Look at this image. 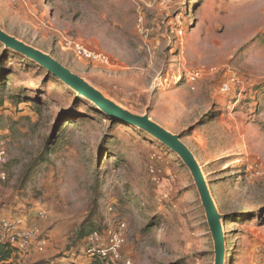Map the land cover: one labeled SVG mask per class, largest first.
I'll return each mask as SVG.
<instances>
[{"label": "rangeland", "instance_id": "rangeland-1", "mask_svg": "<svg viewBox=\"0 0 264 264\" xmlns=\"http://www.w3.org/2000/svg\"><path fill=\"white\" fill-rule=\"evenodd\" d=\"M0 29L180 136L222 215L225 264H264V0H0ZM1 148L0 209L43 207L67 247L84 224H125L133 264H216L182 158L0 42Z\"/></svg>", "mask_w": 264, "mask_h": 264}, {"label": "water", "instance_id": "water-1", "mask_svg": "<svg viewBox=\"0 0 264 264\" xmlns=\"http://www.w3.org/2000/svg\"><path fill=\"white\" fill-rule=\"evenodd\" d=\"M0 42L5 44L7 48L13 49L38 63L48 72L63 81L66 85L70 86L78 94L93 102L101 111L112 119L140 127L178 154L192 172L201 194L203 206L206 210L209 226L215 242L216 264H225L226 252L225 236L221 224L222 215L215 206L198 162L193 153L181 141L180 136L174 135L155 124L147 115L139 116L125 111L115 103L111 102L100 91L91 86L85 80L73 74L59 61L9 36L2 29H0Z\"/></svg>", "mask_w": 264, "mask_h": 264}, {"label": "built area", "instance_id": "built-area-1", "mask_svg": "<svg viewBox=\"0 0 264 264\" xmlns=\"http://www.w3.org/2000/svg\"><path fill=\"white\" fill-rule=\"evenodd\" d=\"M74 50L78 59L92 60L95 55L81 44L75 43ZM6 149H0V183L6 179V173L2 168L7 164ZM4 221L2 227L5 238L12 249L21 255L28 254L30 249L44 251L47 241L42 233L35 228L23 227L24 220ZM126 225L120 224L118 228H108L106 231H94L80 242V252L86 257L107 260V264H133L130 255L124 252ZM40 236V238H38Z\"/></svg>", "mask_w": 264, "mask_h": 264}, {"label": "crops", "instance_id": "crops-1", "mask_svg": "<svg viewBox=\"0 0 264 264\" xmlns=\"http://www.w3.org/2000/svg\"><path fill=\"white\" fill-rule=\"evenodd\" d=\"M8 209H0V220L2 222L8 221L10 219H18L22 218L24 219L23 227H26L27 229L41 228L45 235V237L48 239L47 241V247L45 251H38L36 249L33 250V252L30 254V256L26 259L21 258L20 254L13 252V257L11 262L15 264H37V263H47V264H93L94 261L90 258L86 257L83 253L77 252L80 255H76L73 251V249H69L68 241L69 237L65 238L64 236V229L63 232L58 235V232L51 228L48 230L47 228L50 226V223L48 221V212L43 207L39 208L38 210H31L29 212V215L24 217L23 215H20L18 212H14V210L19 211L23 206L19 203L17 205H13L12 201L8 203ZM47 212V214H46ZM1 237L5 240V237L3 234ZM42 235V234H41ZM58 236V237H57ZM69 249V250H68ZM65 250L63 253L64 256L60 258H53L58 253L60 254L61 251ZM68 251V252H67Z\"/></svg>", "mask_w": 264, "mask_h": 264}, {"label": "trees", "instance_id": "trees-1", "mask_svg": "<svg viewBox=\"0 0 264 264\" xmlns=\"http://www.w3.org/2000/svg\"><path fill=\"white\" fill-rule=\"evenodd\" d=\"M29 178V177H28ZM98 197H99V192H98V194H97V197H96V199L93 201V213H92V215L93 214H95V212H96V209H98V207H99V199H98ZM88 224V223H87ZM87 224H84V228L82 227L81 229H79L77 232H76V234H75V241L72 243V244H70L69 245V248L71 247V245H73L74 247L72 248L73 249V251L74 252H80L81 250H80V248H81V245H80V241H82V240H84L86 237H88L91 233H93L94 232V230L93 231H91V230H89V229H87ZM91 228V227H90ZM106 230V229H105ZM105 230H95V231H101V232H103V231H105ZM2 235H0V264H15V263H13V262H11V260H12V257H13V250H12V248L9 246V244L7 243V240H6V238H5V240L3 239V237H1ZM76 245V246H75ZM70 248V249H71ZM69 250V249H68ZM91 260H93L94 261V263L93 264H107V260H102V259H100V258H98V257H96V258H92ZM37 264H42V263H37Z\"/></svg>", "mask_w": 264, "mask_h": 264}, {"label": "bare ground", "instance_id": "bare-ground-1", "mask_svg": "<svg viewBox=\"0 0 264 264\" xmlns=\"http://www.w3.org/2000/svg\"><path fill=\"white\" fill-rule=\"evenodd\" d=\"M112 102V101H111ZM221 224H223V222H221ZM227 258V257H226ZM226 258H225V261H226Z\"/></svg>", "mask_w": 264, "mask_h": 264}]
</instances>
